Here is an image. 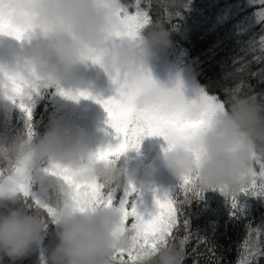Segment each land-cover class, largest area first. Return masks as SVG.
I'll return each mask as SVG.
<instances>
[{
	"label": "clouds",
	"instance_id": "obj_1",
	"mask_svg": "<svg viewBox=\"0 0 264 264\" xmlns=\"http://www.w3.org/2000/svg\"><path fill=\"white\" fill-rule=\"evenodd\" d=\"M177 2L160 0L165 18L143 25L130 38L124 35L123 0H11L2 6L5 16L24 33L36 34L47 51L32 54L22 68L0 69V77L7 73L29 83L87 89L80 69L89 63L102 65L118 87L147 73L156 87L137 94L138 106L167 92L196 117L199 99L186 97L182 82L167 86L150 72L152 58L172 44L166 21ZM224 104L189 138L167 143L162 159L179 180L195 177L198 190L218 188L231 195L246 188L253 171L264 164V92L236 87L226 92ZM88 135L79 125L51 122L38 138L29 134L0 142V205H13L0 211V253L13 260L28 254L44 239L48 222L59 238L49 254L50 264H112L114 253L132 246L131 231H123L119 204L81 210L73 202V186L59 174L66 172L82 184L99 183L106 192L122 187L125 174L119 157L99 158L101 149L89 147ZM30 182L45 188L37 198L40 206L32 210L21 202ZM184 258L180 245L169 240L154 253H142L137 264H184Z\"/></svg>",
	"mask_w": 264,
	"mask_h": 264
},
{
	"label": "trees",
	"instance_id": "obj_2",
	"mask_svg": "<svg viewBox=\"0 0 264 264\" xmlns=\"http://www.w3.org/2000/svg\"><path fill=\"white\" fill-rule=\"evenodd\" d=\"M134 4L135 0H123V6L130 12L135 11ZM149 4L152 20L165 18L160 0H142V7L148 8ZM261 8L264 5L258 0H178L166 21L172 44L158 53L183 70L184 77L192 79L200 92L217 95L222 100L227 91L237 86L244 91L264 92V58L257 59L262 55L259 44L264 37V20L257 21V12ZM16 41L12 38L10 47L17 48L20 42L16 44ZM71 93L74 91L67 86L36 83L35 87L25 91L23 99L14 94L11 104H3V98L11 91L2 90L0 84V142L29 134L38 138L51 122L61 125L62 115L76 118L77 114L69 105L61 108L69 102L63 100L70 98ZM21 103L30 110V118ZM66 107L72 113L59 116L57 110ZM118 163L126 174V161L119 157ZM126 180L125 175L122 187L114 191L115 200L121 196ZM181 184L179 179L172 182L167 194L185 201ZM44 191L43 184L30 182L29 195L22 194L21 202L32 210ZM131 199L136 203L138 195L133 193ZM9 206L13 205H0V211H6ZM180 209L192 237L184 251V264H237L250 230L264 232V194L240 191L235 196L234 206L232 195L218 188L207 189L199 195L189 194ZM182 227L175 234L178 245L185 235ZM58 239L55 225L48 222L40 244L15 260L0 253V264H50L48 257L55 247L54 240ZM261 240L264 241V236ZM253 264H264V254Z\"/></svg>",
	"mask_w": 264,
	"mask_h": 264
},
{
	"label": "snow or ice",
	"instance_id": "obj_3",
	"mask_svg": "<svg viewBox=\"0 0 264 264\" xmlns=\"http://www.w3.org/2000/svg\"><path fill=\"white\" fill-rule=\"evenodd\" d=\"M10 2L11 0H0V32H6L20 39L24 30L11 23L5 16L2 7L5 3ZM258 2L264 5V0H258ZM133 7L135 8L134 12H130L126 6H122L120 9L126 27L124 35L130 38L137 34L140 27L152 21L148 10L151 4L145 8L142 7V0H135ZM261 20H264V8L257 12V21ZM117 35H121V33L118 32ZM259 51L262 55L257 59L264 58V37H261ZM0 84L21 99H23L26 90L36 86L35 83H29L17 75L7 73L4 77H0ZM155 87L151 76L146 73L136 82L120 85L114 96L98 101L108 114L107 123L117 137L121 138L115 146L109 145L107 148L101 149L97 154L99 158L111 160L118 158L129 148H138L140 140L145 135L162 136L169 145L176 140L189 138L197 129L204 126L216 111L225 107L224 100L207 92L200 94V113L196 117L190 114L188 105L167 92H158L152 103L142 107L135 103V97L138 93L155 89ZM84 94L81 93V95ZM20 106L29 112L30 118V110L23 103ZM57 170L58 166L53 169V171ZM59 174L62 175L65 182L73 186L72 199L75 206L81 210H87L88 207L96 205L112 206L114 203V191L106 192L103 185L99 183L82 184L76 182L73 176L66 172L61 171ZM252 176L249 185L241 191L264 194V164L260 166L259 170H254ZM195 183L196 180L193 176L182 178L180 187L185 201L189 194L199 195L202 193L195 187ZM220 190L224 191L223 189ZM134 191L135 188L130 187L129 194ZM236 194H231L234 206ZM24 195L28 196L29 192L25 190ZM185 201L173 198L167 193L162 196H155V211L149 213L146 218L137 210L134 201L130 202L127 196L122 199L119 206L123 213V231H131L133 244L129 248L120 249L114 253L111 257L112 264H137L142 253L147 251L154 253L160 245H166L169 240L175 241V234L182 226L185 235L180 239L179 245L185 251L192 238L188 232L187 221L183 220L181 216L180 205ZM35 204L40 206L39 201H36ZM44 208L50 215L52 214V209L46 205ZM262 236H264V232L261 230H250L249 236L242 246L243 251L237 264H253L259 255L264 254Z\"/></svg>",
	"mask_w": 264,
	"mask_h": 264
},
{
	"label": "rangeland",
	"instance_id": "obj_4",
	"mask_svg": "<svg viewBox=\"0 0 264 264\" xmlns=\"http://www.w3.org/2000/svg\"><path fill=\"white\" fill-rule=\"evenodd\" d=\"M12 38L17 40L16 44L20 42V45H17L18 47L15 49L13 46L10 47ZM0 42V69L4 70L25 66L32 54L42 53L45 49L40 44V38L32 32H25L20 39L6 32H0ZM18 49L19 51H17ZM45 51L47 50L45 49ZM172 64L174 63L162 53H157L152 58L150 72L157 81L167 86H172L178 81L182 82V91L185 96L199 99L201 92L197 84L192 79L184 77L186 75L184 71L177 69ZM80 70L87 79L88 87L87 89L72 88L74 93H71L70 98L63 100L69 102L64 103L61 108L69 105L77 117L62 115L64 118L61 120V125H79L87 129L88 144L94 150L104 149L109 145L115 146L121 138L117 137L107 123L108 114L98 101L114 96L118 85L111 74L100 64L89 63L81 66ZM1 89L6 88L1 84ZM80 91H87L88 95L81 96ZM15 95L11 92L6 98H3V104H11ZM60 109L57 110L59 116L64 113H72V111H68L67 107ZM166 146L167 142L162 136L145 135L140 140L138 148H129L119 156L127 163V168L125 167L127 180L123 192L117 200H115V193L113 192L114 203L119 204L126 196L132 202L131 196L134 193L138 195L135 204L140 213L147 218L149 213L155 211L154 197L167 193L172 182L178 180L164 166L162 152ZM130 187H134L135 191L129 194ZM57 242L58 240H54L53 244L56 245Z\"/></svg>",
	"mask_w": 264,
	"mask_h": 264
}]
</instances>
